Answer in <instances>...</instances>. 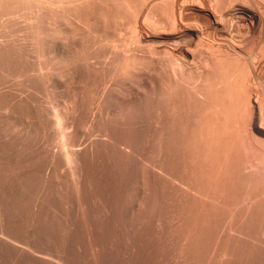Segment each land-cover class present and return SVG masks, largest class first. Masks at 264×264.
<instances>
[{"label": "bare ground", "instance_id": "6f19581e", "mask_svg": "<svg viewBox=\"0 0 264 264\" xmlns=\"http://www.w3.org/2000/svg\"><path fill=\"white\" fill-rule=\"evenodd\" d=\"M136 1L0 0V247L264 264V0Z\"/></svg>", "mask_w": 264, "mask_h": 264}, {"label": "rangeland", "instance_id": "374dc122", "mask_svg": "<svg viewBox=\"0 0 264 264\" xmlns=\"http://www.w3.org/2000/svg\"><path fill=\"white\" fill-rule=\"evenodd\" d=\"M148 1H149V3L153 2V0L152 1L148 0ZM148 1L146 0V4H148L147 3ZM137 3H139V4H137ZM136 5H137V7L139 6V8L143 7L145 5V0L136 1ZM163 6L166 8V10H168V12H171L174 10V7H176L177 5L173 3V0H167L166 2L163 3ZM8 22L5 23L4 25H5V29L10 32V31H12L13 27H15V18H13L12 20L10 19ZM1 229H2V223H1V218H0V235H1ZM0 264H24V262L16 261L13 258V254H12L11 250L4 246V247H0Z\"/></svg>", "mask_w": 264, "mask_h": 264}]
</instances>
